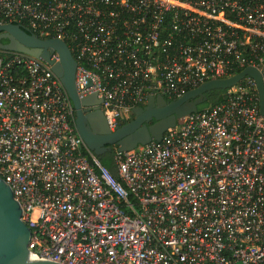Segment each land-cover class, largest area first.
<instances>
[{"label": "built area", "instance_id": "built-area-1", "mask_svg": "<svg viewBox=\"0 0 264 264\" xmlns=\"http://www.w3.org/2000/svg\"><path fill=\"white\" fill-rule=\"evenodd\" d=\"M5 23L67 44L79 97L97 95L113 132L153 96L172 101L249 67L264 72V0H0ZM115 160L118 176L78 135L50 63L0 50V177L31 230L32 257L264 264V115L254 78Z\"/></svg>", "mask_w": 264, "mask_h": 264}, {"label": "water", "instance_id": "water-1", "mask_svg": "<svg viewBox=\"0 0 264 264\" xmlns=\"http://www.w3.org/2000/svg\"><path fill=\"white\" fill-rule=\"evenodd\" d=\"M2 40H7L3 44ZM0 50L19 52L52 65L61 80L76 111V130L86 145L97 156L114 148L130 152L151 142H160L165 133L179 120L199 111L207 101V94L214 90H227L244 77L250 76L257 83L261 114L264 115V72L249 67L237 76L212 80L183 97L168 101L164 96H153L144 107L133 110V118L111 131L105 113L100 109L97 95L80 98L76 88L77 63L67 44L59 39H41L24 27L5 23L0 25ZM57 53L59 61L52 59ZM96 106L95 109L90 107ZM154 121L153 124H149ZM31 230L22 220V208L11 187L0 177V264H58L31 256L29 242Z\"/></svg>", "mask_w": 264, "mask_h": 264}, {"label": "trees", "instance_id": "trees-1", "mask_svg": "<svg viewBox=\"0 0 264 264\" xmlns=\"http://www.w3.org/2000/svg\"><path fill=\"white\" fill-rule=\"evenodd\" d=\"M226 90H214L207 94L208 100L204 102L199 111L208 110L217 104H220L224 101ZM127 122H124V125ZM117 149L114 148L112 151L105 153L103 156H98L103 165H105L115 176H118V169L115 160V156L117 154Z\"/></svg>", "mask_w": 264, "mask_h": 264}, {"label": "flooded vegetation", "instance_id": "flooded-vegetation-1", "mask_svg": "<svg viewBox=\"0 0 264 264\" xmlns=\"http://www.w3.org/2000/svg\"><path fill=\"white\" fill-rule=\"evenodd\" d=\"M2 43L3 44H7V40H2ZM208 100V99H207ZM205 102H207V101H205ZM154 123V121H151L149 124H153Z\"/></svg>", "mask_w": 264, "mask_h": 264}]
</instances>
